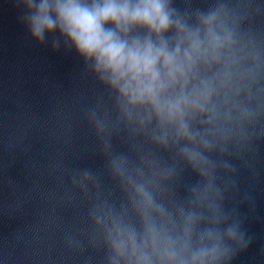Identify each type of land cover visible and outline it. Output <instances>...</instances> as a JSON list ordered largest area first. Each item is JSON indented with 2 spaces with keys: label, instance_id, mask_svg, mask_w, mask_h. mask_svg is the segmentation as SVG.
I'll return each instance as SVG.
<instances>
[{
  "label": "water",
  "instance_id": "95a60500",
  "mask_svg": "<svg viewBox=\"0 0 264 264\" xmlns=\"http://www.w3.org/2000/svg\"><path fill=\"white\" fill-rule=\"evenodd\" d=\"M171 4L194 28L201 13L223 9L232 36L219 62L194 69L196 82L212 81L208 107L217 116L185 117L193 143L178 139L175 126L161 127L154 113L149 122L147 106L129 119L92 61L58 31L38 41L27 7L0 0V264H128L127 253L117 258L112 247L114 221L135 230L138 243L145 218L177 239L189 213L202 217L194 233L220 234L226 254L215 264H264V0ZM225 71L230 81L221 87ZM184 148L208 159L206 175ZM198 246L194 235L192 251Z\"/></svg>",
  "mask_w": 264,
  "mask_h": 264
},
{
  "label": "clouds",
  "instance_id": "9594fccd",
  "mask_svg": "<svg viewBox=\"0 0 264 264\" xmlns=\"http://www.w3.org/2000/svg\"><path fill=\"white\" fill-rule=\"evenodd\" d=\"M18 3L29 10L26 22L35 39L43 42L46 32L58 31L86 62H93L100 79L118 92L122 110L129 119L132 109L147 106L151 109L146 114L149 122L154 113L161 127L175 126L178 139L193 143L197 135L190 131L185 117L199 113L207 114L209 122L216 118L215 107H208L215 91L212 81L196 82L194 69L200 61L206 65L210 60L219 62L220 50L232 43L231 33L224 28L221 18L223 9L201 13L197 17L200 26L194 28L177 13L171 0H18ZM229 81L225 71L220 86ZM137 117L140 118L139 114ZM144 122L140 119L142 125ZM160 141L166 143L167 136H161ZM201 143L205 148L209 146L203 139ZM182 152L194 169L207 174L204 168L209 164L207 158L188 148ZM138 192L145 204L152 207V197L143 188ZM156 211L165 218L159 207ZM145 219V236L139 243L135 230L113 222L112 247L117 258L127 253L128 264L133 261L154 264L153 256L160 264H215L226 254V249L220 247L218 232L205 229L194 233L202 217L189 213L183 220L182 236L177 239ZM165 219L172 225L170 216ZM194 235L199 246L192 251ZM227 236L235 238V229L229 228ZM149 247L152 255L145 251ZM189 253L186 259L185 254ZM112 264H117V260Z\"/></svg>",
  "mask_w": 264,
  "mask_h": 264
}]
</instances>
